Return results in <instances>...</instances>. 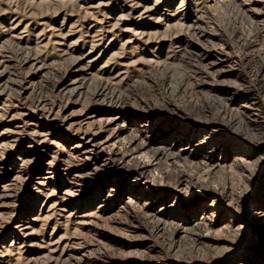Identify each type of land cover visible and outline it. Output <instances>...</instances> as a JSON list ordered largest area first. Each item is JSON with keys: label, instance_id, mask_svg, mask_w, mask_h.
I'll use <instances>...</instances> for the list:
<instances>
[{"label": "rangeland", "instance_id": "rangeland-1", "mask_svg": "<svg viewBox=\"0 0 264 264\" xmlns=\"http://www.w3.org/2000/svg\"><path fill=\"white\" fill-rule=\"evenodd\" d=\"M263 8L0 0V264H264Z\"/></svg>", "mask_w": 264, "mask_h": 264}, {"label": "bare ground", "instance_id": "bare-ground-1", "mask_svg": "<svg viewBox=\"0 0 264 264\" xmlns=\"http://www.w3.org/2000/svg\"><path fill=\"white\" fill-rule=\"evenodd\" d=\"M134 2V1H133ZM135 7V6H134ZM133 7V10H134V13H136L137 14V18L138 19H140V20H146V19H148V18H150V16H152V9H146V8H143V9H139V7H136V8H134ZM264 9V8H263ZM253 11V13L255 14V16H256V18L259 20V19H262V18H264V10H262V11H255V10H252ZM259 24V23H258ZM262 24H264V23H262ZM180 28V27H179ZM193 28V26H190V29H192ZM92 37H94V36H92ZM92 40H94V39H92ZM89 54V53H88ZM219 58H217V60H218ZM4 60V59H3ZM84 60V59H83ZM31 61H33V60H31ZM85 61V60H84ZM82 61H81V59L80 60H78V59H76L75 60V62H74V64H73V73H74V77H75V79L70 83V84H72V85H75L74 87H73V89H71V91H70V94H71V92H76V91H78V89H79V84H81L80 82L81 81H83V83H84V81H85V76H87V75H89V70L91 71V69H92V66H93V64H94V62H95V60H88L87 62H86V65L83 67L82 65L81 66H78V64L79 63H81ZM212 64V63H211ZM213 65H214V63H213ZM5 77V75H3V73L1 72L0 73V85H2V81H3V78ZM77 77V78H76ZM89 77V76H88ZM79 83V84H78ZM76 84H78L77 86H76ZM6 86V85H5ZM82 86V85H81ZM264 88V87H263ZM4 90H5V88H2V89H0V93L2 92V94L4 93ZM104 88H102V93H100L99 91H97L96 92V96H98V95H101L102 94V98L104 97ZM95 93V92H94ZM94 95V94H93ZM99 98V97H98ZM20 99V98H19ZM102 102V101H101ZM113 103V102H112ZM226 106V105H225ZM227 107V106H226ZM248 109H249V107H247ZM225 119L224 118H222L221 117V119H214V118H212V119H209V120H206V124H207V122L208 123H210V124H216V123H218V124H220V125H223V126H231V124L229 123V122H225L224 121ZM204 123V122H203ZM245 123V122H244ZM243 123V124H244ZM242 124V125H243ZM252 124V123H251ZM242 125H240V124H238L236 127H234V131L236 132V135L238 136H240L241 138H247V139H249L250 137H256L257 135L255 134V129H249V126H250V124H248V123H245L244 124V126H242ZM232 127V126H231ZM252 128H254L253 126H252ZM258 130V129H257ZM172 131H175V130H170V129H165L164 131H163V135L164 134H167V133H169V132H172ZM248 132H251L252 134H250V137L248 138L247 137V135H248ZM257 132V131H256ZM239 137V138H240ZM160 138H162L159 142H157L158 144H161V145H163L165 142V137H160ZM255 139V138H254ZM206 140H210V138H207V139H203V140H201V142L198 144V146H201V145H203L204 144V141H206ZM252 140V139H251ZM3 145V143L0 145V147ZM3 149H4V147H3ZM3 151V150H2ZM157 151H158V154H162V155H167V157L169 158V159H179V157H178V155L177 154H174L171 150H170V148H166V146H162L161 148H158L157 149ZM144 158H147V157H144ZM5 161V160H4ZM3 162V161H2ZM1 162V163H2ZM147 162V164L149 163V160H147L146 161ZM208 167H217V165H213V164H210ZM48 174H50V173H46V175H48ZM169 175V173H166L165 172V176H167V175ZM168 177V176H167ZM170 177V176H169ZM135 204V203H134ZM211 207H213V205H207V208H211ZM211 217L212 216H214V215H210ZM264 212L262 211V212H260V213H255V217H253V219L255 220V224H258L259 226H264ZM208 220H206V219H203L202 220V222H201V224L203 225V226H205V223L207 222ZM209 223H210V221H209ZM197 229V228H196ZM196 236H199V235H196Z\"/></svg>", "mask_w": 264, "mask_h": 264}]
</instances>
